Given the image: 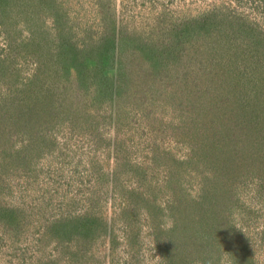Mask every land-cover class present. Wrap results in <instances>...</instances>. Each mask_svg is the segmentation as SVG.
<instances>
[{
	"label": "rangeland",
	"instance_id": "1",
	"mask_svg": "<svg viewBox=\"0 0 264 264\" xmlns=\"http://www.w3.org/2000/svg\"><path fill=\"white\" fill-rule=\"evenodd\" d=\"M0 264H264V0H0Z\"/></svg>",
	"mask_w": 264,
	"mask_h": 264
},
{
	"label": "trees",
	"instance_id": "2",
	"mask_svg": "<svg viewBox=\"0 0 264 264\" xmlns=\"http://www.w3.org/2000/svg\"><path fill=\"white\" fill-rule=\"evenodd\" d=\"M109 81V80H108ZM110 83V82H109Z\"/></svg>",
	"mask_w": 264,
	"mask_h": 264
}]
</instances>
